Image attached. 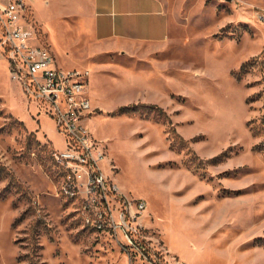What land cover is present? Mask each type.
<instances>
[{"label":"rangeland","instance_id":"rangeland-1","mask_svg":"<svg viewBox=\"0 0 264 264\" xmlns=\"http://www.w3.org/2000/svg\"><path fill=\"white\" fill-rule=\"evenodd\" d=\"M162 1L160 40L114 47L27 0L58 66L88 71L102 171L146 208L131 242L83 220L64 135L0 60V264H264V0Z\"/></svg>","mask_w":264,"mask_h":264},{"label":"built area","instance_id":"built-area-1","mask_svg":"<svg viewBox=\"0 0 264 264\" xmlns=\"http://www.w3.org/2000/svg\"><path fill=\"white\" fill-rule=\"evenodd\" d=\"M25 0H0V60L27 96L49 107L65 148L52 149L60 193L79 202L83 220L97 229L119 231L132 241L143 226L146 201L120 189L101 169V143L86 120L93 114L86 69H63L27 20Z\"/></svg>","mask_w":264,"mask_h":264},{"label":"crops","instance_id":"crops-1","mask_svg":"<svg viewBox=\"0 0 264 264\" xmlns=\"http://www.w3.org/2000/svg\"><path fill=\"white\" fill-rule=\"evenodd\" d=\"M43 1L64 6L68 17L77 18V29H87L95 43L123 47L135 42H154L169 29V16L162 0Z\"/></svg>","mask_w":264,"mask_h":264},{"label":"trees","instance_id":"trees-1","mask_svg":"<svg viewBox=\"0 0 264 264\" xmlns=\"http://www.w3.org/2000/svg\"><path fill=\"white\" fill-rule=\"evenodd\" d=\"M2 166H3V165H0V169H5L4 166H3V167H2ZM24 255H26V254H24Z\"/></svg>","mask_w":264,"mask_h":264}]
</instances>
